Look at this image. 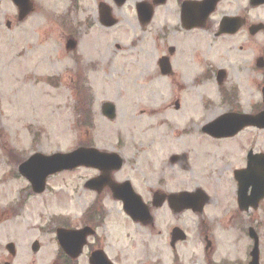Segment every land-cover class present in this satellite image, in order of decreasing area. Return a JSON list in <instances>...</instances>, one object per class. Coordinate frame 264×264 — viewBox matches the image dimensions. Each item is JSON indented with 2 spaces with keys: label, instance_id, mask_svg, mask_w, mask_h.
Segmentation results:
<instances>
[{
  "label": "flooded vegetation",
  "instance_id": "flooded-vegetation-1",
  "mask_svg": "<svg viewBox=\"0 0 264 264\" xmlns=\"http://www.w3.org/2000/svg\"><path fill=\"white\" fill-rule=\"evenodd\" d=\"M30 1L34 11L24 17L25 0H0L1 39L10 30L23 29L44 8L52 14L56 32L76 42L69 67L79 95L83 87L93 93L96 70L107 73L116 68L130 94L153 98V104L139 105L142 113L162 116L167 110L169 120L156 123L164 128L168 122L171 135H179L168 146L151 139L141 146V156L148 148L142 164L149 182L146 190L136 192L144 207L134 198L116 197L129 192L105 188L96 193L83 214V225L63 227L87 229L84 245V235L60 234L56 226L49 241L56 249L46 264H255L257 253L264 264V198L249 203L264 186V138L260 137L264 129H240L242 119L230 115L264 112V0H68L59 16L56 6L63 5L61 1ZM96 24L101 36L117 38L108 47L99 43V50L89 56L81 51L80 38ZM101 36L97 41L103 40ZM119 54L126 56L125 61ZM80 111L93 117L88 106ZM219 118L225 132H207V125ZM167 136L166 130L162 137ZM111 150L124 159L112 176L119 182L129 180L123 171L132 146L122 141ZM250 157L257 159L255 171L249 172L253 176L245 172ZM93 170V177L106 172ZM161 170L172 173L169 178L175 183L168 185V173L159 176ZM248 184L254 189L248 190ZM107 199L114 203L112 208L122 210L131 230L107 208ZM15 205L24 208L25 202ZM16 215L10 203H0V222ZM8 229L0 231V264H16L18 257L29 254L22 252L28 236L17 240ZM63 244L69 245L67 250ZM45 247L39 238L30 243L34 255L30 264H38L35 256Z\"/></svg>",
  "mask_w": 264,
  "mask_h": 264
},
{
  "label": "rangeland",
  "instance_id": "rangeland-1",
  "mask_svg": "<svg viewBox=\"0 0 264 264\" xmlns=\"http://www.w3.org/2000/svg\"><path fill=\"white\" fill-rule=\"evenodd\" d=\"M58 1L63 3L56 6L59 16L63 14L69 1L54 0L56 3ZM44 2L46 3V0ZM7 4L10 7V3ZM35 13V16L25 22L23 29L7 32L6 26L3 25L2 30L7 34L3 39L0 38V203H10V207L18 215L11 217V220L0 222V231L9 230L10 227L11 235L17 240L23 235L28 236L22 252L28 251L29 254L18 257L16 264L32 263L30 256L34 255L30 253V243L35 238H39L46 246L36 254L37 263L46 264L52 260V253L54 255L56 249V245L49 243L53 238L52 229L67 224L75 227L83 225V214L94 200L93 195H96L84 186L95 172L93 169L83 168L55 174L49 180L47 191L35 194L31 191L29 181L19 173L18 164L21 160L28 159L36 152L53 154L75 150L85 143L111 150L118 148L120 142L125 141L132 146L133 154L126 158L123 176L133 181L137 191H143L149 182L148 171L142 164L146 155L144 151L148 148L143 149L141 156V146L150 139L154 141L153 144L164 143V146H168L179 136L171 135V124L167 122L164 128L170 136L162 137L166 130L156 121L161 123L162 118L168 116L164 114L167 110H162V116L160 112L153 113L151 118L140 113L139 105L145 102L153 104V98L130 94L127 81L116 68L107 73L96 70L92 96L87 87H83L80 97H83L84 102L78 107L76 93L79 92L73 89V67H69V54L77 46L73 45V39L68 41L61 31L56 32L50 22L52 14L47 10L43 8ZM88 32L89 30L81 35L80 47L81 51L89 56L95 49L99 50V43L104 41L108 47L114 44L113 41L117 38L115 34L101 36L97 24L95 29L92 28ZM100 36L103 40L97 41ZM119 55L120 59L125 61L126 56ZM138 87L141 89V86ZM130 89L132 90L131 87ZM110 99L117 100L122 112H119L114 121L104 118L99 110L101 104ZM85 106L90 107L93 112L92 120L89 119L88 113L80 111ZM180 115L181 113H178V116ZM170 118L172 121L171 115ZM84 119L88 123L83 124ZM260 137L264 138V132L260 133ZM163 151L167 153V148ZM9 152L13 153L16 160L10 159ZM134 155L137 158L141 156L138 158V164ZM192 156L197 157L193 153ZM156 160L153 163L156 164ZM178 171L183 173L182 170ZM167 173V184L175 183L169 178L173 176L169 171L161 170L159 176ZM21 201L25 202L24 208H16L15 202ZM112 206V200L107 199V208L111 210ZM112 210L118 220L125 222L126 229L131 230L132 225L122 210L118 207H113ZM45 232L50 235L43 236Z\"/></svg>",
  "mask_w": 264,
  "mask_h": 264
},
{
  "label": "water",
  "instance_id": "water-1",
  "mask_svg": "<svg viewBox=\"0 0 264 264\" xmlns=\"http://www.w3.org/2000/svg\"><path fill=\"white\" fill-rule=\"evenodd\" d=\"M25 5L27 6L26 13L29 11L31 8L32 3L30 0H26ZM217 120L216 122L210 124L207 126L208 132L211 133H223L225 131H221V121ZM239 126L245 127V126H251L255 125L260 128L264 127V112L259 114L258 116H245L243 115L242 120L238 123ZM113 156V158L111 157ZM105 159H108V162H105ZM255 160H251L249 163V167L246 170L247 172H254L255 170ZM110 164V166H109ZM78 166H90V167H95V168H101L104 169L105 167L107 168L105 171V175L98 177V179H92L89 180L86 184V187L98 190L102 189L103 187H111L113 193H121V192H129L118 195L116 194V197L118 198H125L128 199L134 198L138 201L139 205L141 207H144V203L142 201V198L139 197L134 191V187H132L131 183L126 181L123 183H116L110 174L108 175L109 171L111 169L113 170H119L122 167V159L120 155L115 154V153H105L101 152L98 149L95 148H84L80 147L78 149H75L73 152L69 153H53V155H45L41 153H36L31 155V157L23 162L20 165V170L22 174L30 180L32 184L33 191L37 193H43L46 189L48 177L50 175H54V173L64 171L66 169L68 170H73ZM263 166H264V158H263ZM253 176V174H250ZM247 186H250L248 184ZM258 192H260L259 196L257 198H254L255 201H258L256 199H260L261 197H264V186L263 188L259 189ZM128 203H131L132 200L127 201ZM125 209L128 211V213L133 217L130 209V204L125 205ZM64 232L67 233V231L60 230L59 233ZM81 235H84L86 237L87 233L86 230H81L78 232ZM71 235H78V234H71ZM85 241V240H84ZM83 243V242H82ZM64 245V244H63ZM83 245V244H82ZM65 248H68V244L64 245ZM257 248V247H256ZM258 252V250L256 249ZM255 259V264H259V259H258V253L257 256L254 258Z\"/></svg>",
  "mask_w": 264,
  "mask_h": 264
},
{
  "label": "bare ground",
  "instance_id": "bare-ground-1",
  "mask_svg": "<svg viewBox=\"0 0 264 264\" xmlns=\"http://www.w3.org/2000/svg\"><path fill=\"white\" fill-rule=\"evenodd\" d=\"M167 114H170V112H167Z\"/></svg>",
  "mask_w": 264,
  "mask_h": 264
}]
</instances>
